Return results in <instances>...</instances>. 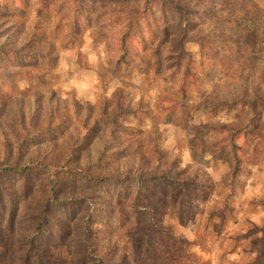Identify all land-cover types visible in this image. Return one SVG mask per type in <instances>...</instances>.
Wrapping results in <instances>:
<instances>
[{
	"label": "rangeland",
	"instance_id": "374dc122",
	"mask_svg": "<svg viewBox=\"0 0 264 264\" xmlns=\"http://www.w3.org/2000/svg\"><path fill=\"white\" fill-rule=\"evenodd\" d=\"M55 1L0 0V54H31L21 63L0 57V167L20 158L31 168L0 177L12 206L0 213V264H37L39 257L41 264H264V141L256 155L237 138L243 162L236 176L218 150L198 147V138L224 144L226 134L207 126L235 121L209 105L238 95L237 60L264 69V0H185L240 19L242 37L241 51L230 41L224 56L220 46L187 39L193 72L184 85L181 74L157 63L159 56L176 62L175 25L159 48L165 31L155 33L161 24L151 21L155 40L143 31L130 44V65L117 66L123 21L115 9L140 0H89L76 29ZM167 15L178 21L174 11ZM203 30L215 43L228 29L207 20ZM80 171L123 180L124 190L95 189ZM62 199L72 202V215L52 209ZM44 208L56 227L29 246ZM137 213L146 219L140 226Z\"/></svg>",
	"mask_w": 264,
	"mask_h": 264
},
{
	"label": "trees",
	"instance_id": "16d2710c",
	"mask_svg": "<svg viewBox=\"0 0 264 264\" xmlns=\"http://www.w3.org/2000/svg\"><path fill=\"white\" fill-rule=\"evenodd\" d=\"M12 2H16L17 0H11ZM22 2L23 0H19ZM43 3L42 6H47L45 2L48 0H39ZM89 0H56L55 6L58 5V10L62 13V18L67 22H70L74 29H76L79 25H82L83 20V12L87 10V5ZM211 1V0H207ZM233 4L236 3V0H232ZM138 2L136 1L134 5L123 6L122 8L118 6L115 9L116 18L118 20L122 19L121 26L116 28V32L118 33V38L116 40V49L118 50V58L117 66L128 67L130 65V44L136 39L139 34H143V31H147V33L152 34V40H155V33H162L163 38H159V48H162L163 43L167 41V37L170 33L166 30H169L171 26H176L179 28L177 36H179L178 40L176 41V45L178 46V52L175 54V63H170V60H162V56L157 57V63L161 68L165 64L168 67L172 68V71H176L182 75L181 78V85H184V79L186 76L193 72L191 67L190 53L187 52L184 48V42L189 38L201 39L202 45L206 43L213 47H218L220 53L222 52L223 55L225 54V50L230 47V41L232 43V48L241 51V44L240 39L242 34L237 33V28L241 24L240 19H236L235 16H231L230 13L219 12V9L212 10V11H205L197 8L195 5H191L185 0H140L139 5L137 6ZM220 8L225 9L226 6H221ZM172 10L178 14V21H173L169 19L167 15V11ZM231 10H229L230 12ZM213 21L216 23H223L226 25L228 29L227 32L223 30L219 31L220 38L215 43H211L205 40V34L203 28L205 27V22ZM151 21H159L161 25H159L153 32V29L150 25ZM215 29V28H214ZM233 30L235 31L233 33ZM234 35H237L238 40L233 38ZM229 38H224L228 37ZM228 47H227V45ZM234 50V51H235ZM218 51V50H217ZM237 52V51H236ZM31 54L24 53V52H15V50H9L8 54L1 53L0 57L12 58L17 62H24L26 61ZM35 56V55H34ZM33 56V57H34ZM214 57V56H212ZM170 58H174L171 56ZM239 68H240V75H239V92L236 96H231L230 98H217L216 101L210 100V110L217 112L220 109H226V111L232 112L234 114L235 121L233 123H222L217 124L215 127H211L210 130L218 131L225 133L224 136L225 143L221 144L220 141L217 140H208L203 138H198V147L204 150L206 149H216L219 151L220 154L225 156L230 161V166H232V175L236 176L237 173L240 171L242 166V158L240 156V151L242 150L243 146L240 144L237 138L244 137L245 143H249L252 146L251 153L259 154V145L264 141V136L262 135V127L264 126V69H256V65L253 64L252 67L247 63L246 60L240 59L237 60ZM173 65V66H172ZM239 71V70H238ZM249 134V136H248ZM253 135L250 140V135ZM247 136V137H246ZM249 152H245L244 155H249ZM30 166L28 164H23L20 161V158L16 160L15 164L11 165L7 162L4 166L0 167V177L1 176H10V175H28L30 170ZM66 173L73 177L75 171H66ZM92 172L88 171H80V175L82 179L88 180L89 185H94L95 189L101 188H108V185H112L111 189L116 187V189H120V191L124 190V181L121 180L118 182V179L113 180L114 182H110L108 177L106 176H96L93 177ZM134 181H137L134 178ZM187 179L188 178H182ZM168 182V179H164ZM193 183H196L194 179L189 180ZM199 181H203L200 180ZM94 182V183H93ZM184 182V180H183ZM181 182V183H183ZM58 181L54 178L49 177L48 184L52 190L57 191ZM174 184L173 182H171ZM184 182L183 184H186ZM199 183V182H198ZM201 187H204V183H199ZM170 186V185H169ZM174 188H182L184 193H187V187L185 185H173ZM115 189L109 191V194L115 193ZM117 199L121 200V194H117ZM184 197V194L182 195ZM133 201H135L133 199ZM11 198L10 193H7L4 190L0 189V213L1 211H6L5 207H11ZM72 203L68 199L58 200L55 203H51V206H54L52 209H56L61 213V215H72L73 206L69 205ZM7 204V205H6ZM43 214L41 213V217H39L35 224L32 226V233L28 234L25 243L29 246L33 245L35 241H37V236H42V233L45 230H51L52 227H56L54 223L50 224V220L48 219L47 212ZM50 207L48 208V210ZM12 209H9V211ZM95 215V214H94ZM140 214L137 213V221L136 226H140V223L143 222L144 218H140ZM10 216L7 218L9 220ZM94 219V218H93ZM3 218H0V222ZM7 220V221H8ZM146 220V219H144ZM50 224V225H49ZM88 224V223H87ZM151 224V223H150ZM53 225V226H52ZM58 230V228H57ZM164 234V229L161 230ZM88 232V230H87ZM170 237V235H169ZM178 240V239H177ZM179 241V240H178ZM181 251V250H179ZM180 255V254H179ZM186 254H182L184 258ZM178 256V255H176ZM193 253H188L187 258L189 261L190 258H193ZM38 258V257H37ZM37 264H41V258L37 259ZM190 262V261H189ZM178 264H182L179 262Z\"/></svg>",
	"mask_w": 264,
	"mask_h": 264
}]
</instances>
